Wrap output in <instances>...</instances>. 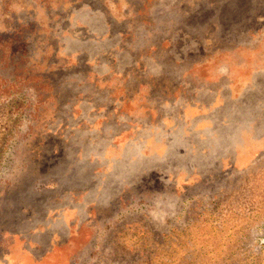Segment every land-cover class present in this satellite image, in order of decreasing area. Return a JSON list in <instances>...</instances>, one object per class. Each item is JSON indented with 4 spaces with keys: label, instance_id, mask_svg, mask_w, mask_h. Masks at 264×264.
I'll use <instances>...</instances> for the list:
<instances>
[{
    "label": "rangeland",
    "instance_id": "obj_1",
    "mask_svg": "<svg viewBox=\"0 0 264 264\" xmlns=\"http://www.w3.org/2000/svg\"><path fill=\"white\" fill-rule=\"evenodd\" d=\"M0 264H264V0H0Z\"/></svg>",
    "mask_w": 264,
    "mask_h": 264
}]
</instances>
